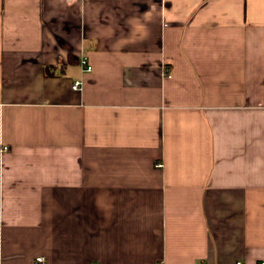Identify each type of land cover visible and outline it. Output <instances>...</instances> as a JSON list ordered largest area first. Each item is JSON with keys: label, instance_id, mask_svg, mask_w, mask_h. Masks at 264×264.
<instances>
[{"label": "crops", "instance_id": "0c3cea01", "mask_svg": "<svg viewBox=\"0 0 264 264\" xmlns=\"http://www.w3.org/2000/svg\"><path fill=\"white\" fill-rule=\"evenodd\" d=\"M38 257L264 262V0H0V264Z\"/></svg>", "mask_w": 264, "mask_h": 264}, {"label": "built area", "instance_id": "2783aa9c", "mask_svg": "<svg viewBox=\"0 0 264 264\" xmlns=\"http://www.w3.org/2000/svg\"><path fill=\"white\" fill-rule=\"evenodd\" d=\"M80 65L83 69V71L85 72H90L92 71L93 67L91 65V63L88 61V57L86 56H83L80 60ZM82 88V82L81 81H76L73 85V89L74 90H81ZM157 166L158 167H162L163 166V163H157ZM37 262L38 264H42L44 262V258L43 257H38L37 258ZM237 264H242V262H237ZM261 264H264V262H262Z\"/></svg>", "mask_w": 264, "mask_h": 264}]
</instances>
